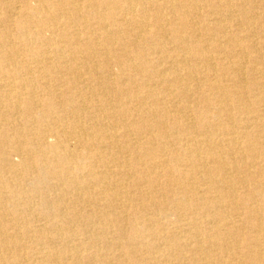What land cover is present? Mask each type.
I'll return each mask as SVG.
<instances>
[{
  "label": "bare ground",
  "instance_id": "bare-ground-1",
  "mask_svg": "<svg viewBox=\"0 0 264 264\" xmlns=\"http://www.w3.org/2000/svg\"><path fill=\"white\" fill-rule=\"evenodd\" d=\"M255 2L0 0V264H264Z\"/></svg>",
  "mask_w": 264,
  "mask_h": 264
},
{
  "label": "rangeland",
  "instance_id": "rangeland-1",
  "mask_svg": "<svg viewBox=\"0 0 264 264\" xmlns=\"http://www.w3.org/2000/svg\"><path fill=\"white\" fill-rule=\"evenodd\" d=\"M251 7H249L252 11H254L255 12V15H256V18L254 19L255 20V24H254V26H256L257 27V25H262V23H264V0H256V2H255V4H251L250 5ZM261 6V7H260ZM261 14V15H260ZM193 38H195V37H193ZM193 38H191V40H193ZM159 39H161L160 37H159ZM199 45H201L202 44V42H197ZM200 47V46H199ZM168 52H173V51H175V50H177V47L175 46L174 47V45H172V44H168V45H166V48H165ZM168 49H170V50H168ZM118 69H117V67H113V71H117ZM201 90H203L202 92H203V94L205 95V96H209L210 95V91H208L204 86L203 87H201ZM213 101V100H212ZM94 101L92 100V103H93ZM213 104H215V101L214 102H212ZM195 104V103H194ZM197 104H199V105H197ZM197 104L195 105V106H197L198 107V110H199V113L201 114V115H203V116H206L207 115V111L204 109L205 108V103L204 102H202V101H200L199 100V102L197 101ZM247 107H251V108H254L255 107V103L251 100V99H245V103H244ZM197 110V111H198ZM194 111V114H195V108L193 107V105H192V111L191 112H193ZM231 111V115H232V124L231 125H234V127H237V122H238V117L239 116H241L242 114L239 112V111H237L236 109H234L233 110V112H232V110H230ZM228 113H230L229 111H228ZM208 114H210V113H208ZM226 116H223V118H225ZM197 120L195 119V122H196ZM228 121L226 120L225 121V125H222V126H220V128L222 129L223 127H226V126H228L229 124H230V121H229V123H227ZM90 124H91V122H90ZM192 126H193V128H192ZM191 127L190 126H186L185 128L186 129H184V127H181V130H180V132L179 133H186V132H195V131H197V130H199L200 128H198L197 127V125L195 124V125H192ZM189 127V128H188ZM168 135H169V137H168V139H172L175 135H173L172 136V133L170 134V133H168ZM134 136V135H133ZM177 136V135H176ZM176 145L178 146V144L176 143ZM178 151V153H179V156L181 157V158H183L182 160H185V159H187L188 158V154L185 152V151H181V150H177ZM168 156H170V154L168 155ZM197 185H199V183L197 182H195L194 184H193V186H197ZM260 209L261 208H264V201H262V202H260L259 203V206H258ZM262 212H263V210H262Z\"/></svg>",
  "mask_w": 264,
  "mask_h": 264
}]
</instances>
